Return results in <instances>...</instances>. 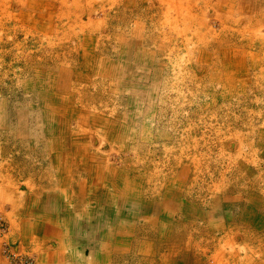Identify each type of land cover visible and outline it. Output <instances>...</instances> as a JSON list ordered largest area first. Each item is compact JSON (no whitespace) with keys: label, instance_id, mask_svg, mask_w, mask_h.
I'll return each mask as SVG.
<instances>
[{"label":"rangeland","instance_id":"obj_1","mask_svg":"<svg viewBox=\"0 0 264 264\" xmlns=\"http://www.w3.org/2000/svg\"><path fill=\"white\" fill-rule=\"evenodd\" d=\"M44 1L36 8L12 0L11 17L0 26L3 183L16 170L49 169L48 139L54 128L71 137L80 132L76 115L96 113L140 116L139 121L148 122L144 142L130 141L121 151L114 148L109 159L117 167L128 161L126 168L144 169L152 180L160 173V183L175 177L186 183L182 189L188 193L183 195L195 197L191 212L196 224L202 222L198 214L209 209L203 203L207 196L192 195L200 186L225 181L220 187L226 189L211 194L264 198V133L258 132L264 129V0H234L230 11L223 10L220 0L208 5L202 0ZM237 52L244 62L231 57L239 56ZM26 144L28 159H34L29 165L22 156ZM16 157L21 163L15 169L2 162ZM228 204L223 218L231 232L225 235L218 220L212 221L208 241L198 232L191 236L196 245L212 246L218 239L243 243L246 231L255 244L264 245V205L258 206L262 213L254 226L238 211L227 212ZM0 220L8 228L4 215Z\"/></svg>","mask_w":264,"mask_h":264},{"label":"crops","instance_id":"obj_2","mask_svg":"<svg viewBox=\"0 0 264 264\" xmlns=\"http://www.w3.org/2000/svg\"><path fill=\"white\" fill-rule=\"evenodd\" d=\"M86 61L90 64L92 57ZM92 114L87 118L75 116L80 132L71 137L64 136L65 130L54 128L48 139L49 169L46 166L34 173L16 170L7 175V183L0 175V214L8 223L0 245L3 240L9 242L20 253L32 257L33 264H264V245L255 244L249 231L242 234L243 243L230 244L228 239L219 243L218 239L212 246L203 244L202 248L191 237L198 232L208 241V231L215 220L228 235L230 224L225 225L223 218L228 200L232 202L227 212L238 211L256 226V220L261 215L264 218V211L261 214L258 207L260 203L264 205V198L220 194L223 198L214 213L208 209L206 215L198 214L202 217L198 225L191 212L196 205L194 197L183 195L186 183L176 177L168 178L171 183H160V173L154 175L155 181L150 176L146 178L144 169L126 168L128 161L117 167L109 159L108 152L114 148L121 151L130 141L144 142V123L148 122L139 121L140 116L134 119ZM24 151L21 155L29 165L34 159H28L27 144ZM69 157L75 166L67 162ZM2 162L12 169L21 163L17 157ZM64 171L71 177L64 178ZM179 185L181 190H174ZM210 236L209 240H215V235ZM0 264H9L1 247Z\"/></svg>","mask_w":264,"mask_h":264},{"label":"bare ground","instance_id":"obj_3","mask_svg":"<svg viewBox=\"0 0 264 264\" xmlns=\"http://www.w3.org/2000/svg\"><path fill=\"white\" fill-rule=\"evenodd\" d=\"M11 1L12 0H0V26L2 27V25L3 24H7L8 22L7 21H9V19H10V17H11V14H10V12H9V8H10V6H11ZM20 1V3L24 6H26V5H28L29 7L32 5V3L34 4V5H36V8L38 7V6H43V4L45 3V1L44 0H19ZM128 1V0H127ZM141 1V3L142 4H146V0H140ZM170 0H168L167 2H169ZM208 1L209 0H202V2H204V4H206V5H208ZM219 0H217V2H218ZM222 1H224V7H222L223 8V10L224 11H230L231 10V8H232V6H235L236 4H235V2H234V0H220V2H219V5H221L222 4ZM258 1H261V0H258ZM47 2V1H46ZM83 2V1H82ZM81 2V3H82ZM129 2H130V0H129ZM51 3V2H50ZM182 3V1L181 0H179V3L178 4H181ZM238 3V2H237ZM39 4V5H38ZM108 4V3H107ZM172 4V3H171ZM178 4H175V6H177ZM84 5V4H83ZM97 5V4H96ZM239 5V4H238ZM101 6V5H100ZM245 6V5H244ZM62 8V7H61ZM97 8V7H96ZM103 8V7H102ZM22 11V10H21ZM260 14H262L261 12H260ZM38 18V17H37ZM54 18V17H53ZM36 19V18H35ZM226 19H228L229 21H231L232 22V20L230 19V18H226ZM250 19V18H249ZM25 20V19H24ZM50 20V19H49ZM186 20V19H185ZM185 20H183V21H185ZM192 20H194V18L192 17ZM251 20V19H250ZM263 20V19H262ZM14 21V20H13ZM257 21H260V20H255V23H257ZM17 22V21H16ZM23 22V21H22ZM36 22V21H35ZM56 22H58V21H56ZM192 22V21H191ZM195 22V21H194ZM61 23V22H60ZM233 23H235V22H233ZM9 25V24H8ZM8 27V26H7ZM6 27V28H7ZM1 29V28H0ZM2 29H4V28H2ZM7 30V29H6ZM5 32V31H4ZM8 32V31H7ZM2 35V34H1ZM120 35V34H119ZM122 35V34H121ZM13 36V35H12ZM238 36H240V34H238ZM203 37V36H202ZM202 37H200V35L198 36L197 35V38L198 39H200V40H202L203 38ZM133 38V37H132ZM215 40V39H214ZM7 41V40H6ZM246 42H248V41H246ZM221 43V42H220ZM7 44H8V42H7ZM200 44H202V43H200ZM205 44L206 45H210V44H212V43H210V42H208V41H205ZM214 46V45H213ZM219 46V45H218ZM205 47V46H204ZM201 48V47H200ZM216 48V47H215ZM203 49V48H202ZM235 50H238V51H242V50H239V49H235ZM228 51H230V52H236V51H234V50H232V49H228ZM228 51H227V55H228ZM82 52V51H81ZM201 53H203V54H207L206 53V49H203V50H201ZM222 53V52H221ZM238 54H239V56H231L232 58H234V57H236V58H238V60H239V63H242V61L244 62V58H243V56H242V52L241 53H239V52H237ZM86 55H88L87 54V52L84 50V56L83 57H85L86 58ZM250 55H252L251 57L252 58H256L257 56H256V54H252V53H250ZM132 56V55H131ZM83 60H85V59H83ZM206 61V60H205ZM208 62V61H207ZM107 70V69H106ZM193 70V69H192ZM105 81V80H104ZM102 88V87H101ZM52 94V93H51ZM57 95V94H56ZM50 97V96H49ZM52 97V96H51ZM88 99V98H87ZM85 100V99H84ZM262 132V130L260 131V133ZM69 139V138H68ZM251 143V142H250ZM69 144V143H68ZM220 145V144H219ZM216 146H217V144H216ZM203 156V155H202ZM219 160V159H218ZM153 165H154V163H153ZM201 165V164H200ZM196 166V165H195ZM209 166V165H208ZM157 167V166H156ZM166 167V166H165ZM198 167V166H197ZM146 169V168H145ZM157 169V168H156ZM203 169V168H202ZM206 169V168H205ZM160 170V169H159ZM164 170V169H163ZM222 170V169H221ZM125 172V171H124ZM176 172H178V171H176ZM201 172V171H200ZM223 172V171H222ZM125 173H127V172H125ZM155 173V172H154ZM206 173V172H205ZM121 174V173H120ZM176 174V173H175ZM202 174H203V172H202ZM223 174V173H222ZM122 175V174H121ZM123 175H124V173H123ZM122 175V176H123ZM121 177V176H120ZM119 177V178H120ZM118 178V179H119ZM124 178V177H123ZM122 178V179H123ZM121 179V180H122ZM222 179L224 180V178L222 177ZM156 180V179H155ZM201 180H202V177H201ZM198 181V180H197ZM249 181H251L250 179H249ZM235 182V183H234ZM234 182L233 183H231L233 186H235V185H237V183H236V181L234 180ZM224 184H226V182L225 181H219L218 183H216V181L215 182H213L212 183V185L210 186V185H207V186H200L196 191H193V193H192V195H194V196H202V197H205V196H207V197H205V200L204 201H206V199H207V202H206V207H209V209H212V213L214 212L213 211V209H215V208H217L218 206H219V201H220V195H218V196H214V195H212L211 193H215V192H220V189H226V187H220V186H222V185H224ZM156 186V185H155ZM148 187V186H147ZM236 188V187H235ZM192 189V188H191ZM149 190V189H148ZM157 190V189H156ZM238 192V191H237ZM187 193V192H186ZM153 194V193H152ZM142 195V194H141ZM190 195H191V193H190ZM2 196H4V195H2ZM143 196V195H142ZM149 196V195H148ZM150 197V196H149ZM152 198V197H151ZM195 198V197H194ZM223 198V197H222ZM127 200V199H126ZM129 200V199H128ZM135 201V200H134ZM152 201V200H151ZM132 203V202H131ZM204 203V202H203ZM255 203V202H254ZM130 204V203H129ZM148 206V205H147ZM146 206V207H147ZM148 208V207H147ZM251 208V207H250ZM240 210V209H239ZM145 211V210H144ZM239 213V212H238ZM166 217V216H165ZM257 217V216H256ZM174 218V217H173ZM203 218H204V216H203ZM209 218H211V215H210V217ZM214 218V217H213ZM182 219H183V217H182ZM168 221V220H167ZM166 221V222H167ZM182 221H184V220H182ZM186 221V220H185ZM208 221H210V219L208 220ZM169 223V222H168ZM151 225V224H150ZM174 225V224H173ZM152 226V225H151ZM176 226V225H175ZM152 228V227H151ZM155 228V227H154ZM149 229V228H148ZM170 229H172V228H170ZM147 230V229H146ZM173 231V230H172ZM146 232V231H145ZM171 232V231H170ZM178 232H180V231H178ZM150 233V232H149ZM154 233V232H153ZM152 233V234H153ZM173 233V232H172ZM145 236H146V234H145ZM149 237V236H148ZM162 237H164V236H162ZM178 237V236H177ZM156 238V237H155ZM156 240V239H155ZM161 240V239H160ZM159 241V240H158ZM171 242V241H170ZM165 243V242H164ZM175 243V242H174ZM174 245V244H173ZM159 246V245H158ZM194 246V245H193ZM192 247V246H191ZM215 247V246H214ZM172 248V247H171ZM200 248V247H199ZM147 250V249H146ZM219 250V249H218ZM152 257V256H151ZM158 262V261H157ZM160 264V263H159ZM237 264V263H236Z\"/></svg>","mask_w":264,"mask_h":264},{"label":"built area","instance_id":"obj_4","mask_svg":"<svg viewBox=\"0 0 264 264\" xmlns=\"http://www.w3.org/2000/svg\"><path fill=\"white\" fill-rule=\"evenodd\" d=\"M6 225L5 223L0 220V235L2 236L6 232ZM1 250L6 257V259L9 261L10 264H32V258L31 257H25L19 252H17L15 249L12 248L11 244L6 242L5 240L2 241Z\"/></svg>","mask_w":264,"mask_h":264}]
</instances>
